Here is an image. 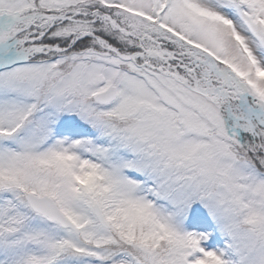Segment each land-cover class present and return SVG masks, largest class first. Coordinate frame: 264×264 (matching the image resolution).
Returning <instances> with one entry per match:
<instances>
[{
    "label": "snow or ice",
    "instance_id": "snow-or-ice-1",
    "mask_svg": "<svg viewBox=\"0 0 264 264\" xmlns=\"http://www.w3.org/2000/svg\"><path fill=\"white\" fill-rule=\"evenodd\" d=\"M0 264H264V0H0Z\"/></svg>",
    "mask_w": 264,
    "mask_h": 264
}]
</instances>
